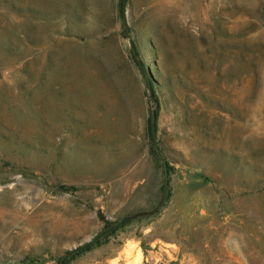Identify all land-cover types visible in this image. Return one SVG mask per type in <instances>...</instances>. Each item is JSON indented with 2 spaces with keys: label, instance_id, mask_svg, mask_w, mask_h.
<instances>
[{
  "label": "rangeland",
  "instance_id": "rangeland-1",
  "mask_svg": "<svg viewBox=\"0 0 264 264\" xmlns=\"http://www.w3.org/2000/svg\"><path fill=\"white\" fill-rule=\"evenodd\" d=\"M78 247L264 264V0H0V264Z\"/></svg>",
  "mask_w": 264,
  "mask_h": 264
},
{
  "label": "water",
  "instance_id": "water-1",
  "mask_svg": "<svg viewBox=\"0 0 264 264\" xmlns=\"http://www.w3.org/2000/svg\"><path fill=\"white\" fill-rule=\"evenodd\" d=\"M82 249V247H78L75 248V250H72L70 252H68V254L63 258V260L61 261V264H66V261L73 256L74 254L78 253L80 250Z\"/></svg>",
  "mask_w": 264,
  "mask_h": 264
},
{
  "label": "trees",
  "instance_id": "trees-1",
  "mask_svg": "<svg viewBox=\"0 0 264 264\" xmlns=\"http://www.w3.org/2000/svg\"><path fill=\"white\" fill-rule=\"evenodd\" d=\"M156 122V114H153L151 121H150V125H151V134L154 135L155 134V123Z\"/></svg>",
  "mask_w": 264,
  "mask_h": 264
}]
</instances>
